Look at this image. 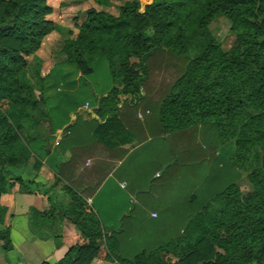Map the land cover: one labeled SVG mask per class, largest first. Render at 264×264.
Returning <instances> with one entry per match:
<instances>
[{
    "label": "trees",
    "instance_id": "1",
    "mask_svg": "<svg viewBox=\"0 0 264 264\" xmlns=\"http://www.w3.org/2000/svg\"><path fill=\"white\" fill-rule=\"evenodd\" d=\"M88 1L96 8L83 12L73 33L49 19L46 0H0V197L15 186L39 192L18 170L39 168L57 130L72 136L84 104L92 111L81 115L96 123L92 135L103 146L129 134L120 118L129 109L163 143V164L173 162L155 178L162 165L149 170V190L170 177L190 183V192L160 209L133 205L105 231L83 193L65 187L68 202L54 219L86 242L55 264H264V0H129L117 16L103 11L104 0L80 3ZM219 17L233 38L228 49L210 30ZM55 31L65 35V61L41 74L35 53ZM163 56L178 69L155 88L153 65ZM32 61L35 84L27 79ZM78 80L87 90L76 88ZM61 141L48 166L56 176L73 167ZM5 214L0 205V250L9 252ZM128 241L135 247L124 248Z\"/></svg>",
    "mask_w": 264,
    "mask_h": 264
},
{
    "label": "crops",
    "instance_id": "2",
    "mask_svg": "<svg viewBox=\"0 0 264 264\" xmlns=\"http://www.w3.org/2000/svg\"><path fill=\"white\" fill-rule=\"evenodd\" d=\"M56 25L69 29L61 23ZM62 46L63 40L55 32L43 39L40 49L35 53L36 59L43 64L41 74H47L51 69H58L63 65L65 57L61 53ZM35 74V64L30 62L27 67V79L31 84L37 82ZM88 87L84 81L78 80L76 83L78 90H87ZM83 107L77 112L79 117L75 120L73 135L63 134L61 129L57 130L54 140L50 141L49 154L40 161L37 170L32 168V162L18 170L20 174L24 173V180L34 181L36 186L39 185V192L27 194L23 188L15 186L0 197V205L6 210L3 227L9 228L12 244L9 252L0 250V264H55L70 248L86 242L67 221L54 219L55 212L68 202L65 187L83 193L82 197L86 203L97 209L104 221L110 225H115L119 215L126 212L125 209L129 207L123 191L129 185L133 190L151 193L153 199L163 198L162 193L159 196L160 192H163L161 185L157 190L154 189L156 186L149 190L150 155L146 152H149L148 148L153 145L152 143L158 142L159 146L161 142L159 139L151 140L142 122V116L140 114L134 116L129 109L124 110L120 118L126 133L131 136L128 134L113 138V142L103 146L97 143L92 135L96 123L88 121L85 115H81L90 113L92 107L88 106V109ZM41 125L44 132L47 131V124ZM60 140L61 147L66 150L64 158L73 167L71 169L64 166L62 175L56 176L48 166L56 164L53 150ZM70 149H73V152H69ZM163 150V147H159L160 152L156 153L158 158L153 169L166 165L163 163L169 157ZM159 174L160 170L154 178ZM56 179L59 181L56 186H52ZM122 184L124 187H121ZM44 191H47V195H43ZM141 201L144 202L143 199ZM168 202L170 201L160 204L163 207ZM41 213L42 215H39ZM91 264L110 263L95 259Z\"/></svg>",
    "mask_w": 264,
    "mask_h": 264
},
{
    "label": "rangeland",
    "instance_id": "3",
    "mask_svg": "<svg viewBox=\"0 0 264 264\" xmlns=\"http://www.w3.org/2000/svg\"><path fill=\"white\" fill-rule=\"evenodd\" d=\"M125 1H129V0H104L103 11H105L106 13H108L110 15L117 16L119 7ZM141 1L146 2V3L148 2V0H141ZM46 3L53 10L51 16H49V19L52 22H54L55 24L61 23V25L68 27L69 29H72L73 32H76L75 25L78 26L82 22V20L84 18L83 12L86 9L91 8V7L96 8L91 1H88L85 3H82V2L80 3V0H46ZM57 27H59V26L57 25ZM73 27L75 30L73 29ZM228 28H229V25H228L227 21L221 17L217 18L210 25V30L218 39L221 40L222 47L224 49H228L231 46L232 40H233V38L228 34ZM61 29L69 30L67 28H61ZM55 34L56 35L59 34V36L61 37L62 40L65 38V35L63 32L55 31ZM153 67L155 68V70L153 71V76H154L153 77L154 78L153 83H155L154 84L155 88H158L161 85H163L164 83L171 81V79L176 74V71L178 69L177 62H174V61L168 62L167 58L164 56L158 57L156 59V61L154 62ZM208 141H209V139H206V138L197 139V142H199V144L207 145ZM152 144L153 145L149 146V148H148L149 152L146 151L150 155V159H148V161H149L148 165H150L149 166L150 169L152 167H154L156 159L158 158L157 154H158V152H160L159 147L164 148L163 143H159V146H158V142H154ZM163 152L166 154L165 149L163 150ZM172 163L173 162L171 161L168 164H172ZM166 165H164L160 169V173H162L164 171ZM133 177H134V175L132 176V178ZM129 180H130V178H129ZM163 181L166 182L165 183L166 185H168V184L170 185L173 183L177 187L173 188L172 187L173 184H172V186H171L172 189H169L168 186L162 185L163 186L162 187L163 192L161 191L159 196L162 193L163 198H161L159 200L153 199V195L151 193L150 194H137V192H142V190H133L132 186L129 185V187H127L125 190H123L127 196V203L129 205V208H126L125 210L128 211V209H130L133 205L142 207L143 210H145V208L146 209L147 208L160 209V208H162L160 203H162V202L166 203L167 201L173 200L175 197H179L180 195L182 196V195L188 194L190 192V187H191L190 183L180 185L181 184L180 182L174 183L175 180L171 179L170 177H166V179H164ZM157 184L158 185H156V187L154 188L155 190H157L159 188V185H161L159 182ZM138 188L140 189L141 187H138ZM238 188L242 194H247L250 191V187H249V185L245 179H242L238 183ZM143 196H145V197H143ZM141 199H143L144 202H142ZM121 216H123V215H121ZM110 226L111 225L108 223L104 224L105 231H108L110 229ZM143 239H145V238H143ZM136 241H137L136 248L137 247L140 248V247L144 246V244H145V242H142L141 239H139V238L136 239ZM126 247L127 248L135 247L134 242H130V241L125 242L124 248H126Z\"/></svg>",
    "mask_w": 264,
    "mask_h": 264
},
{
    "label": "built area",
    "instance_id": "4",
    "mask_svg": "<svg viewBox=\"0 0 264 264\" xmlns=\"http://www.w3.org/2000/svg\"><path fill=\"white\" fill-rule=\"evenodd\" d=\"M84 109H88V104H85ZM121 187H124V184L121 185ZM151 218H156V215L155 214H151Z\"/></svg>",
    "mask_w": 264,
    "mask_h": 264
}]
</instances>
